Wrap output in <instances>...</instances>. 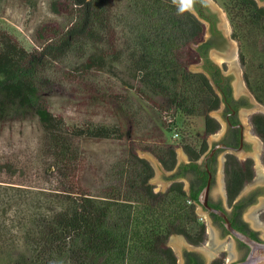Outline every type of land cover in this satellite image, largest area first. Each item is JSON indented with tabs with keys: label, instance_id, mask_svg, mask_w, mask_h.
<instances>
[{
	"label": "trees",
	"instance_id": "trees-1",
	"mask_svg": "<svg viewBox=\"0 0 264 264\" xmlns=\"http://www.w3.org/2000/svg\"><path fill=\"white\" fill-rule=\"evenodd\" d=\"M23 6L35 9L31 0ZM50 18L34 31L33 46L0 29V122L7 106L30 109L41 135L35 149H0V264H176L172 235L200 244L205 227L183 184L165 192L150 183L155 156L165 170L176 164V148L192 160L205 150L169 142L182 118L203 119L206 133L218 126L209 113L219 98L205 74L190 70L204 55L205 25L179 0H45ZM234 36L253 58L264 50V9L254 0H223ZM59 19L65 20L63 24ZM196 45V48H194ZM55 82L47 77L68 57ZM123 67L120 77L118 68ZM109 72L124 91L95 83ZM264 82V80H262ZM68 91L80 105L111 104L112 126H69L51 110L49 96ZM132 92L156 115L144 131L140 112H130ZM115 142L118 154L95 149ZM234 169V168H233ZM227 176L230 201L242 182Z\"/></svg>",
	"mask_w": 264,
	"mask_h": 264
},
{
	"label": "flooded vegetation",
	"instance_id": "flooded-vegetation-1",
	"mask_svg": "<svg viewBox=\"0 0 264 264\" xmlns=\"http://www.w3.org/2000/svg\"><path fill=\"white\" fill-rule=\"evenodd\" d=\"M210 1L216 4V0ZM254 1L264 9V0ZM189 4L196 12L194 15L205 25V34L208 33L203 38V44L206 45L204 55L197 64L201 65L200 73L206 75L219 98L218 108L209 113L218 127L211 133L203 129L201 141L196 148L200 149L203 142L206 148L197 159L192 160L183 149L185 160L178 162L176 155L174 168H163L166 183H182L183 190L191 195L196 194V188L204 182L206 176L205 187L210 176L208 206L224 212L236 231L264 242V59L246 56V50L234 36L233 23L225 11L226 22L220 28L222 25L219 26L218 11L211 8L207 1L191 0ZM252 46L264 50V42ZM211 52L216 59L221 60L220 64L212 61ZM217 173L221 174L223 197L218 194L214 198L211 191ZM235 173L240 176L242 185L230 201L226 178ZM204 187L198 194L197 202L196 198L192 201L195 214L199 216L200 209L201 214L209 220L207 223L199 216L205 227L202 242L196 245V242L191 243L183 235L169 237L177 236L183 241L180 251L182 264H232L244 260L249 248L228 232L222 217L200 203L199 195ZM209 232L216 233L221 242L218 247L214 245ZM230 240L235 243L236 250L231 248L228 243ZM205 245L215 251L209 252L207 261L201 252ZM235 251L238 253L237 259L227 262L226 257H234ZM173 252L177 264L179 258Z\"/></svg>",
	"mask_w": 264,
	"mask_h": 264
},
{
	"label": "rangeland",
	"instance_id": "rangeland-1",
	"mask_svg": "<svg viewBox=\"0 0 264 264\" xmlns=\"http://www.w3.org/2000/svg\"><path fill=\"white\" fill-rule=\"evenodd\" d=\"M29 1V0H28ZM121 5H127L130 0H118ZM208 2L209 6L214 10L218 11L219 16V26L223 27V24L226 22L224 15V8L222 5L223 0H216V4L210 0H205ZM35 3V9H31V6H23L21 0H0V29L7 31L8 33L14 35L20 44L27 50L31 49L33 46V34L37 26L44 20L49 19L51 16L48 13L45 0H31V3ZM181 4L186 6L190 5L186 0H180ZM63 24L66 23L65 20L59 19ZM208 36V33L205 34ZM233 45V43H232ZM230 46V48L232 47ZM246 56L253 59L252 53L246 50ZM210 58L213 62L217 64L221 63V60L215 58L214 53H210ZM256 59V58H254ZM75 62V58L68 57L60 65L59 69L55 67L51 69L46 78H49L53 82L57 81L59 78L60 68H66L72 65ZM230 67V65H229ZM190 70L193 72H201L202 67L199 64L192 65ZM232 71V69H231ZM118 73L120 77L123 78L124 69L123 67L118 68ZM97 85L101 87H114L116 91L123 92L124 84L120 82L117 78L112 76L109 72H101L99 77L95 80ZM65 91H54L49 96V101L51 105V110L55 114H62L64 116L65 123L69 126H80V125H103V126H112L116 119L111 113L113 105L111 104H90L86 103L80 105L81 100L79 98L72 97L68 87L64 88ZM130 92V91H129ZM131 97L130 108L131 112H140L142 115V122L139 124V131H144L146 128L152 125V121L156 120L155 113L148 107L146 104L138 99L132 92L129 93ZM4 94L0 93V101L4 100ZM178 136L175 137L174 133L166 135V138L169 142L176 143H186L192 144L193 146H198L201 141V136L203 134V119L201 118H182L178 124ZM41 135V128L39 126L36 116L30 109L20 108L18 106H7L5 120L0 122V149L4 151H17V150H34L37 144V141ZM211 140V139H209ZM115 142H110V144H104L98 146L95 149V152L98 155H103V158L114 156L118 154L119 146L114 145ZM138 155L146 159L154 170V175L150 180V183L153 185L156 192H165L167 189L166 185V174L163 170L160 169L161 164L155 156L148 152L138 151ZM176 155L178 162L185 160L183 154V148H176ZM145 156V157H144ZM187 188V185H185ZM212 196L215 198L217 195H222L223 189L221 182V174L217 173L215 178V183L213 185ZM224 203V201H223ZM225 204V203H224ZM199 216L203 217V220L208 223L209 220L205 215L201 214L200 209H198ZM246 215V213H245ZM208 220V221H207ZM211 232H209L210 234ZM211 238L213 237V243L215 246H219V239L215 232L211 233ZM228 243L231 244V248L235 249V243L230 240ZM167 245L172 248L177 256L178 263L182 264V259L180 258V251L183 246V241L180 237L173 236L171 237ZM232 250V251H233ZM206 261L209 259V252H215L212 248L208 249V246L203 248L201 251ZM236 252V251H235ZM238 253L234 257H226L227 262L234 261L237 259Z\"/></svg>",
	"mask_w": 264,
	"mask_h": 264
},
{
	"label": "water",
	"instance_id": "water-1",
	"mask_svg": "<svg viewBox=\"0 0 264 264\" xmlns=\"http://www.w3.org/2000/svg\"><path fill=\"white\" fill-rule=\"evenodd\" d=\"M185 7L193 14H196L194 9L190 5H186ZM160 169L164 171L162 165L160 166ZM210 181H211V177L209 176L207 185L204 187L203 191L199 195L200 203L210 212L222 217L225 222V227L228 230V232L234 238H236L237 240H239L240 242H242L249 248V253L244 260L235 262L232 264H264V242L256 241L252 239L251 237H249L248 235H245L241 232L236 231L232 227L231 223L228 221L224 212L217 210V209H213L208 206L207 198H208V193L210 190V183H211ZM170 183L171 182L166 183L167 187L170 185Z\"/></svg>",
	"mask_w": 264,
	"mask_h": 264
},
{
	"label": "clouds",
	"instance_id": "clouds-1",
	"mask_svg": "<svg viewBox=\"0 0 264 264\" xmlns=\"http://www.w3.org/2000/svg\"><path fill=\"white\" fill-rule=\"evenodd\" d=\"M186 2L190 3V2H191V0H186Z\"/></svg>",
	"mask_w": 264,
	"mask_h": 264
}]
</instances>
